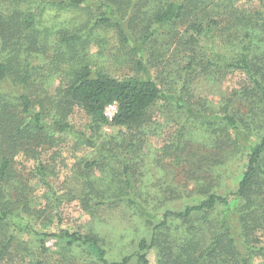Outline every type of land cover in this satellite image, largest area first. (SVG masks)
<instances>
[{"label": "trees", "instance_id": "trees-1", "mask_svg": "<svg viewBox=\"0 0 264 264\" xmlns=\"http://www.w3.org/2000/svg\"><path fill=\"white\" fill-rule=\"evenodd\" d=\"M196 1L200 0H0V264L15 262L26 245L21 240L25 232L37 243L30 252L35 264H46L49 240L62 249H81L80 256L87 264H152V251L156 264H264V14L260 10L251 15L233 14L225 4L220 7L230 12L227 17L231 19L225 26L218 3L227 0L213 2L210 10L195 11ZM48 9L87 12L88 24L58 31L50 23L39 32L37 26ZM218 11L220 15H216ZM182 23L184 29L177 31ZM95 30L115 31L122 46H131L129 58L136 59L140 71L147 73L146 64H153L160 74L141 79L95 72L89 65L73 69L54 96L47 92L51 97L46 103L56 109L47 121L45 106L38 100L41 87L36 77L41 76L37 64L46 55L53 33L57 42L70 43ZM225 32L234 46L231 59L216 48L217 37ZM206 38L211 52L204 50L202 39ZM229 73L244 74L249 81L223 95L218 106L205 107L197 100V84L216 82ZM161 100L173 101L187 119L201 118L205 129L213 132L209 146L217 150L215 156L201 158L197 148L201 143L197 144L192 134L183 143L184 125L174 131L165 148L171 149V153L165 150L166 161L182 171L187 168V180L194 193L198 190L190 199L193 201L178 211L157 212L161 220L152 226L149 238L139 241L134 255L117 261L108 259L107 249L95 235L35 229L33 225L45 211L32 206L28 188L17 181L16 156L23 152L32 157L38 163L40 180L49 187V168L40 162L47 147L58 146L64 135L95 147L101 130L108 126L128 131L120 145L124 148L127 143L126 155L110 156L122 164L124 179L120 182L127 194L97 193L94 206L125 202L150 223L151 210L157 214L154 208L165 205L166 200L162 203L160 196L135 190L138 181L132 182L131 173L137 138L151 127L152 111ZM112 103L118 105V114L109 121L105 109ZM76 109L90 117V136L73 132L68 118ZM112 141L116 139L100 151L103 156L112 152ZM238 153L246 158L241 177L236 188L223 189L226 164ZM205 163L208 168L202 173ZM96 164L89 160L83 167L88 170ZM216 166L221 172L215 173ZM86 186L95 192L96 184L88 179ZM183 189L163 190V195L184 198L179 195ZM62 198L57 197L58 205ZM84 200L94 199L86 194ZM20 220L27 222L19 224ZM24 250L31 249L26 246Z\"/></svg>", "mask_w": 264, "mask_h": 264}, {"label": "rangeland", "instance_id": "rangeland-1", "mask_svg": "<svg viewBox=\"0 0 264 264\" xmlns=\"http://www.w3.org/2000/svg\"><path fill=\"white\" fill-rule=\"evenodd\" d=\"M218 1L220 0L196 1L195 11L199 8L210 10V4ZM225 4L231 6L232 11L230 12L233 14L251 15L254 11L259 10L264 14V0H227L220 2L218 9H222L224 14L220 15V11H218L216 15L219 13L222 16L221 19L224 18L225 26L231 20L227 17L230 12L223 10ZM212 6V9L216 8L214 5ZM88 18L87 12L79 10L57 13L48 9L37 29L40 32L51 23L55 26L54 29H58V31L63 28L69 30L80 23L88 24ZM218 19L220 18L218 17ZM185 25H179L177 31L183 30ZM52 36L46 55L44 54L37 64L39 65L37 72L41 76L36 77L37 84L41 87L38 100L45 106L47 121H51L56 109L55 106L48 105L46 101L49 97L54 96L53 93L58 86L68 82L69 74L73 69L89 65L95 72H103L115 77L129 76L141 79H154L160 74L159 68L153 67V64H146L147 73L140 71L135 63L136 59L134 57L129 58L130 55L128 54L132 52L131 46H122L121 40L117 38V34L113 30L86 32L79 40L70 43L57 42L56 32ZM202 40L204 50L211 52L208 39ZM216 44V48L221 53L229 59L233 57L234 46L229 44L226 32L222 35L219 34ZM53 58L55 59L53 60ZM248 81L244 74L229 73L216 82L203 81L200 85L197 84V90L194 94L205 107L218 106L222 103L223 95L241 89ZM68 120L76 135L81 133L87 136L91 135L89 130L91 119L85 112L76 109L69 115ZM181 125H184L185 128L183 143L191 138H194L197 144L201 143L200 146H197L201 158L217 154L215 147L209 146L211 144L209 137L213 132L205 129L201 118L187 119V114L182 110L177 111L173 101L161 100L152 111L151 127L145 129V135L137 138L139 141L137 143V156L133 155L134 152L132 154L135 170L131 173L132 182L138 181L134 184L135 190L146 195L160 196L158 198H163L162 203L166 200L165 205H158L154 208L156 213L165 210H181L185 205L191 203L193 200L190 199L198 193L197 189H195V193L193 192V187L187 180V168L182 171V167H177L164 158L166 151L171 153V149L165 148L169 147L174 131ZM127 134L126 129L104 127L99 134V140L95 147H89L86 142H78L72 135L60 137L58 146L47 147L46 152L44 151L40 156V162L49 168L47 174L49 187L40 180L36 170L38 163L33 161L32 157L25 156L26 153L23 152L16 156L13 168L17 181L28 188L33 199L32 206L35 209L45 211L42 218L33 225L35 229H43L52 233L66 229L95 235L107 249V257L111 261L120 260L137 252L139 241L142 238H149L152 226L160 222L159 214H155L151 210L150 216H148L150 223H147L125 202H110L98 207L94 206L93 202L97 193H105L106 196L117 192H124V196L127 194L125 192L127 189L120 182L124 179L122 164L110 158L112 155L120 158L126 155L127 143L124 148L120 145ZM190 134L193 135L191 138ZM114 138L116 141L111 143L112 152H105L106 156H103L100 151L105 150L107 148L106 143ZM205 142L207 143L204 144ZM89 160L96 161V166L88 170L84 169V163ZM159 161L164 162L158 164ZM210 163V167H212L213 160ZM245 163V154L238 153L232 157L229 164H226L227 168L222 175L225 182L223 189L236 188ZM207 168L208 165L203 164L202 173ZM215 171V173L221 172L220 167L216 166ZM87 179L96 184L95 192L92 188H87ZM181 187L184 188V192L179 195L184 196V198H170V195H163V190H176ZM86 194L94 200L85 202ZM57 197H63L59 205L56 200ZM26 222L27 220H20L19 224H26ZM22 235L21 240L26 243L22 246V252L15 258L14 263L5 262L4 264H35L34 257L30 255V252L36 248L37 243L29 233L25 232ZM26 246L31 250H24ZM47 247H49L50 252L44 257L46 264H87L86 259L80 256L81 249H62L52 240L48 241ZM149 259L152 264H156V253L152 251Z\"/></svg>", "mask_w": 264, "mask_h": 264}, {"label": "built area", "instance_id": "built-area-1", "mask_svg": "<svg viewBox=\"0 0 264 264\" xmlns=\"http://www.w3.org/2000/svg\"><path fill=\"white\" fill-rule=\"evenodd\" d=\"M117 114H118V105L116 103H112L106 107L105 116L109 121H112Z\"/></svg>", "mask_w": 264, "mask_h": 264}]
</instances>
